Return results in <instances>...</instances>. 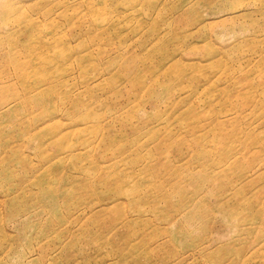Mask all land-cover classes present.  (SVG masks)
I'll return each mask as SVG.
<instances>
[{
	"label": "rangeland",
	"instance_id": "1",
	"mask_svg": "<svg viewBox=\"0 0 264 264\" xmlns=\"http://www.w3.org/2000/svg\"><path fill=\"white\" fill-rule=\"evenodd\" d=\"M0 264H264V0H0Z\"/></svg>",
	"mask_w": 264,
	"mask_h": 264
},
{
	"label": "bare ground",
	"instance_id": "2",
	"mask_svg": "<svg viewBox=\"0 0 264 264\" xmlns=\"http://www.w3.org/2000/svg\"><path fill=\"white\" fill-rule=\"evenodd\" d=\"M39 145H40V144H39V143H37V144H36V147H39Z\"/></svg>",
	"mask_w": 264,
	"mask_h": 264
}]
</instances>
